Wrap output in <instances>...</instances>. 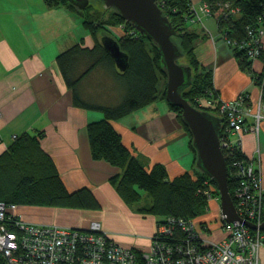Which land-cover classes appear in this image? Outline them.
<instances>
[{"label": "crops", "instance_id": "obj_1", "mask_svg": "<svg viewBox=\"0 0 264 264\" xmlns=\"http://www.w3.org/2000/svg\"><path fill=\"white\" fill-rule=\"evenodd\" d=\"M203 3V0H192V6L198 10ZM189 27L202 35L196 42L195 52L203 67L212 71L213 84L220 97L232 100L242 92H249L252 99L257 100L259 89L254 78L240 67L234 49L221 33L217 15L204 16L202 22L190 21ZM82 40L87 46L95 43L82 16L65 5L50 6L45 0H0V154L20 135L42 133L41 145L53 157L71 191L87 187L98 199L104 196L122 199L110 183V177L122 173L123 168L104 159H95L91 152L87 125L104 115L101 111L74 104L73 91L57 62L60 52ZM262 42L264 48V36ZM252 67L261 71L264 60H254ZM95 89H90L94 96ZM164 100L166 98L160 97L113 124L123 142L145 166L162 163L173 179L188 170L193 171L194 165L186 163L191 152L187 137L176 112ZM256 138L253 133H245L242 148L251 159L258 158L257 148L260 149L264 183V120L259 139ZM210 207L217 212L220 204L217 200L211 201ZM80 211L46 206L19 207L23 218L32 222L85 227L96 219L117 243L149 250L151 236L158 225L156 216L135 214L138 229L134 234L131 230L115 227L99 215L82 223ZM210 212L199 217L203 224L198 229L202 237L220 240L225 232L219 220H209ZM201 226L207 227L210 234ZM261 263L264 264V246Z\"/></svg>", "mask_w": 264, "mask_h": 264}, {"label": "trees", "instance_id": "obj_2", "mask_svg": "<svg viewBox=\"0 0 264 264\" xmlns=\"http://www.w3.org/2000/svg\"><path fill=\"white\" fill-rule=\"evenodd\" d=\"M45 1L50 6L65 5L81 12L87 10L90 4L89 1L84 8H80L71 0ZM203 1L210 7L211 14L217 15L221 33L232 42L231 47L235 51L240 67L248 70L253 78L257 77L258 84L263 74L260 75L253 69V59L248 55L247 45L242 47L239 45L253 38L249 29L256 28L259 21L264 19V0ZM158 2L176 28L177 34L173 39L183 56L189 59L187 64L193 70L191 83L183 90V95L194 106L200 107L198 99L211 97V91L212 97L219 92L213 84L212 71L203 67L195 52L196 42L202 35L189 27V22L195 17L192 0ZM111 9L113 11L106 21L107 24L114 27L124 24L123 31L119 30V35H114L113 38L128 55L126 69L120 70L117 67L102 39L96 40L93 46L85 45L82 40L57 56L64 79L73 91L74 104L84 109L101 111L104 115L87 125L92 156L123 168L122 173L110 177V183L116 187L126 202L140 200V189L151 196V204L140 209L144 215L156 216L158 224L169 216L197 221L209 209L210 198L206 189L213 186L216 193H220L213 179L197 166V150L190 129L183 119L182 108L168 102L190 134V145L195 152L196 164L193 171L188 170L173 179L162 163L145 166L123 142L122 135L114 127L113 121L143 108L160 97L166 98L167 72L159 45L138 31L119 11ZM83 18L86 27L92 26L93 31H96L97 24L92 21L91 13L88 12ZM260 58L264 60V48ZM97 70L98 80L91 84V87L96 88L95 97L90 90L84 92L83 85L92 74L97 73ZM105 77L112 78L111 82ZM163 78H166V82L161 87ZM102 80H106V84H103ZM200 108L217 115L212 108ZM41 138L42 133H24L14 140L8 150L0 154V200L17 203L19 207L97 206L98 199L91 189L83 187L71 191L67 187L53 157L43 149ZM227 162L230 166L229 160ZM229 175V187L233 197L237 181L231 174Z\"/></svg>", "mask_w": 264, "mask_h": 264}, {"label": "built area", "instance_id": "obj_3", "mask_svg": "<svg viewBox=\"0 0 264 264\" xmlns=\"http://www.w3.org/2000/svg\"><path fill=\"white\" fill-rule=\"evenodd\" d=\"M192 10V21L202 22L205 15L211 14L206 3L200 10L194 6ZM249 33L253 38L239 47L247 45L254 61L263 49L264 19ZM257 73L263 74L258 80L257 100L249 92L225 100L219 94L212 97V91L211 97L198 99L200 107L212 108L223 118L220 144L230 163L229 174L237 181L233 200L242 220L229 222L221 211L218 218L225 232L222 239L202 237L197 221L191 218L169 216L158 224L149 250L144 251L117 243L99 220H91L85 227L32 222L19 213L17 203L0 200L1 264H262L264 229L245 223L260 226L264 221L260 149L258 158L251 159L242 148L245 133L259 139L264 120V67Z\"/></svg>", "mask_w": 264, "mask_h": 264}, {"label": "water", "instance_id": "obj_4", "mask_svg": "<svg viewBox=\"0 0 264 264\" xmlns=\"http://www.w3.org/2000/svg\"><path fill=\"white\" fill-rule=\"evenodd\" d=\"M84 8L90 0H71ZM108 8L119 11L135 28L157 43L162 53V61L167 72L166 100L182 108L183 119L188 125L197 150V166L216 183L221 197V211L229 222L242 220L238 215L229 187V168L220 144V130L223 118L210 111L194 106L183 95L190 85L193 70L190 65H182L179 59L183 53L174 41L177 34L167 14L163 12L158 0H103ZM102 43L112 54L117 67L124 70L128 55L121 50L118 42L110 35L102 37ZM251 228L264 229V221L258 226L250 221Z\"/></svg>", "mask_w": 264, "mask_h": 264}, {"label": "rangeland", "instance_id": "obj_5", "mask_svg": "<svg viewBox=\"0 0 264 264\" xmlns=\"http://www.w3.org/2000/svg\"><path fill=\"white\" fill-rule=\"evenodd\" d=\"M88 9L87 10L85 9L82 12L77 10V9H72V10L82 16L83 24H84V18L83 17L85 16V14H88V12L91 13L92 21L94 22V24L95 23L97 24L96 28H95L96 31L95 30L93 31L92 26L90 28V27H86L85 24L84 25L89 30L90 35L92 36V39L94 40V42L96 40L101 41V37L104 35L108 34V35H111L112 37H115L114 35H119V33H120L119 30L121 32L123 31V27H124L123 25L124 24H118L119 25L118 27H114V26L110 25L109 23L107 24L106 21L110 18L111 12L113 11V9L106 7L102 0H90V4H89ZM210 15H212V14H210ZM205 16H207V15H205ZM179 62L182 65H186L189 62V59L186 56H183L179 59ZM99 72H100V70H99ZM98 74L99 73L97 70V73L92 74L91 77H89L86 80V82L83 85L84 92H88L91 88V84H94L95 81L98 80ZM102 78L103 77L101 75V79ZM105 79L108 82H111L112 78L105 77ZM106 80H104V81L102 80L103 84H106L105 83ZM165 82H166V78H163V83L161 82L160 86H161V84H162V86H164ZM255 84H256V86H258L257 83H255ZM88 98H91V97H88ZM164 101L166 102V100H164ZM181 125H182L183 131L187 137L188 149L191 151L189 153L188 159H186V163L189 162V166L195 165L196 164L195 163V152L191 148V145H190V134L182 123H181ZM226 161H228L227 158H226ZM190 162H191V164H190ZM227 164H228V162H227ZM206 183H208V181H206ZM139 191L141 193V198H140V200L135 201V202H126L123 198L119 199V198L114 197V196L113 197L104 196L103 199L97 198L99 204L95 207H78L75 209H81L83 211V212L80 211L82 213V217L80 218V221L82 223L85 222V220L90 221L92 218L98 217V215H99V216L104 217L106 220H109L115 227L125 228L127 230H131L135 234L136 229H138V228H137L136 222H134V215L135 214H139V215L143 214L141 212L140 208L141 207H148L151 204V196L145 190L140 189ZM206 193L208 194V196L210 198L209 199L210 202L217 200L218 203L220 204V208H218L217 212H216V208L214 209L212 207V210H211L210 204H209V209L206 212V213H208L211 211L210 217H209L210 221L213 220V218H214V221H217V220H219L218 217H219L220 212H221L220 194L216 193V188H214L213 186H209L206 189ZM57 208H62V207H57ZM211 213H213V214H211ZM92 220H96V219H92ZM218 222H219V224H221L220 221H218ZM201 224H203V223H201V220L197 221V225H198L197 227H199V225H201ZM201 228H205L206 231L209 232L207 227L201 226ZM221 229H222V227H221ZM209 234H210V232H209Z\"/></svg>", "mask_w": 264, "mask_h": 264}]
</instances>
